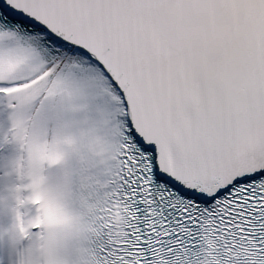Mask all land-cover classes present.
<instances>
[{
    "label": "water",
    "instance_id": "1",
    "mask_svg": "<svg viewBox=\"0 0 264 264\" xmlns=\"http://www.w3.org/2000/svg\"><path fill=\"white\" fill-rule=\"evenodd\" d=\"M0 7L13 19L46 22L60 40L98 57L126 98L139 143L159 160L152 137L202 179L214 172L207 197L264 170V0H0ZM158 166L161 178L203 193Z\"/></svg>",
    "mask_w": 264,
    "mask_h": 264
},
{
    "label": "bare ground",
    "instance_id": "2",
    "mask_svg": "<svg viewBox=\"0 0 264 264\" xmlns=\"http://www.w3.org/2000/svg\"><path fill=\"white\" fill-rule=\"evenodd\" d=\"M59 66L56 62L49 65L37 82L28 85V92L21 99L10 97L14 86L0 82V264H27L29 261L25 239L27 231L32 229L30 221L35 208L29 142L41 105L52 91ZM25 106L30 108L27 115H23ZM149 139L159 153L160 159L156 158L158 168L160 164L164 173L168 168L178 182L203 192L198 195L191 190L202 199L211 194L209 178L214 176V172L210 171L206 179H202L185 159L177 154V158H173V151L152 137ZM260 156L262 159L263 155Z\"/></svg>",
    "mask_w": 264,
    "mask_h": 264
}]
</instances>
